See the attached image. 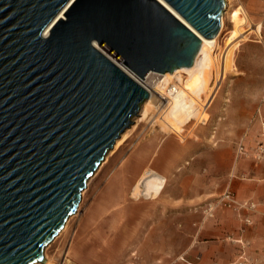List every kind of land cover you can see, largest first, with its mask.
I'll return each mask as SVG.
<instances>
[{
	"label": "water",
	"instance_id": "1",
	"mask_svg": "<svg viewBox=\"0 0 264 264\" xmlns=\"http://www.w3.org/2000/svg\"><path fill=\"white\" fill-rule=\"evenodd\" d=\"M163 1L189 26L158 0H0V264H50L148 97L132 75L190 67L218 33L224 0Z\"/></svg>",
	"mask_w": 264,
	"mask_h": 264
},
{
	"label": "rangeland",
	"instance_id": "2",
	"mask_svg": "<svg viewBox=\"0 0 264 264\" xmlns=\"http://www.w3.org/2000/svg\"><path fill=\"white\" fill-rule=\"evenodd\" d=\"M263 9L264 0H229L213 52L220 63L224 61V82L213 94L208 89L212 99L205 106L207 124L192 120L182 133L166 134L147 120L139 122L89 179L78 215L69 218L66 229L46 248L52 264H61L62 255L70 262L62 264H168L191 243L192 231L218 209L229 211L243 227L254 224L252 218L260 209L264 217L261 202L236 198L232 185L245 178L234 169L240 160L264 164V126H258L257 133L255 125L231 121L241 115V96L236 91L241 84L236 87V79L244 75L238 71L237 47L260 36L262 31L256 33L253 27L261 23L264 27ZM244 68L258 72L263 66L250 60ZM211 78L213 85L215 75ZM160 154L167 157L157 163ZM139 172L134 182L132 175ZM125 179L132 180L123 189ZM226 191L237 205L219 202ZM197 239L202 243L207 238L200 234Z\"/></svg>",
	"mask_w": 264,
	"mask_h": 264
},
{
	"label": "crops",
	"instance_id": "3",
	"mask_svg": "<svg viewBox=\"0 0 264 264\" xmlns=\"http://www.w3.org/2000/svg\"><path fill=\"white\" fill-rule=\"evenodd\" d=\"M261 31L258 38L242 42L237 47L238 71L244 77L238 76L236 79V87L241 84L236 90L241 96L238 108L241 115L231 120L236 125L264 126V27ZM250 60H258L263 69L258 72L253 69L248 71L244 66ZM223 93L217 97L218 103L222 100ZM259 131L258 127L257 133ZM251 137L257 139L255 136ZM160 155L157 156V163L167 157ZM128 169L126 166L125 170ZM234 169L239 176L245 177L236 179L232 184L236 198L256 200L261 202V207L264 206V164L252 165L246 160H240ZM153 170L167 178L165 173ZM141 172L132 175L134 182ZM125 180L123 189L131 184L132 179ZM261 212L262 209L253 216L254 224L251 227H243L229 211L216 210L212 219L204 221L201 228L192 231L191 243L168 264H232L236 261L241 264H264V217ZM200 234L207 238L202 243L196 240Z\"/></svg>",
	"mask_w": 264,
	"mask_h": 264
},
{
	"label": "bare ground",
	"instance_id": "4",
	"mask_svg": "<svg viewBox=\"0 0 264 264\" xmlns=\"http://www.w3.org/2000/svg\"><path fill=\"white\" fill-rule=\"evenodd\" d=\"M158 1L162 5H164L166 9H168L173 15H175L181 22L188 25L187 22L165 1ZM224 1L225 9L222 15L227 12L229 6V0ZM222 15L220 28L216 35L209 39L198 35L201 43L194 62L190 67L178 68L173 72H166L161 75L165 79V81L176 79L181 83L176 90V93L169 94L168 99L159 102L160 100H156L155 93L150 90L147 99L144 100V102L141 104L137 116L132 119V125L128 129H126L115 141L112 149L108 151L104 160L97 169H99L107 161L109 155L116 151V149L119 148L128 139L129 135L136 128L139 122L147 120L152 125H158L160 127V130L166 134H172L173 132L182 133L184 131L183 127L192 120L197 124H207L209 118L208 114L205 112V106L212 96L211 93L208 94V89H211L213 94L218 90L224 79V61L220 63L213 55L215 48L218 46L219 35L222 33V30L224 28ZM261 26L262 23L253 27V31H256V33L260 32ZM97 48L105 55L109 56L111 60H113L116 64L122 67L117 58H113L112 56H110V54L106 52L105 48L99 46H97ZM213 74L215 75V80L214 84L211 85V76ZM152 75L154 74L149 73L146 80H148V78H150ZM132 77L138 81V79L133 75ZM93 176L94 174L92 175V177ZM88 181L86 183V189L88 187ZM83 193L84 190L82 191L81 195H83ZM78 211L79 208H77L76 212L72 216H77ZM68 221L69 219L67 220V222ZM67 222L55 238H57L66 229ZM55 238L43 250V259L50 264H52V261H50V259L46 256L45 252L46 248H48L50 244L54 242ZM60 261L61 264L70 263L64 255L61 256ZM35 264H40V262H37Z\"/></svg>",
	"mask_w": 264,
	"mask_h": 264
},
{
	"label": "built area",
	"instance_id": "5",
	"mask_svg": "<svg viewBox=\"0 0 264 264\" xmlns=\"http://www.w3.org/2000/svg\"><path fill=\"white\" fill-rule=\"evenodd\" d=\"M153 74L154 75L148 78V80L146 79L149 74L146 75L143 80L136 77L138 79V81L137 80L136 81L147 91L148 94L150 93L149 91L152 90L156 95V100L157 101L160 100L159 102H162L165 99H168L169 94L176 93V90L181 84L178 80L173 79L171 81H165V79L161 76V74H157V73H153ZM241 150L242 149H240V151ZM219 202H225L228 204L237 205L236 200L233 198V195L229 191H226L221 195V197L219 198ZM238 206L241 207V204H238ZM243 206H247L250 209L254 208L253 204H248V205L244 204ZM211 210L212 207L209 208V211ZM245 221L247 223L250 222L248 219H246Z\"/></svg>",
	"mask_w": 264,
	"mask_h": 264
}]
</instances>
